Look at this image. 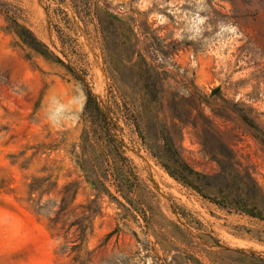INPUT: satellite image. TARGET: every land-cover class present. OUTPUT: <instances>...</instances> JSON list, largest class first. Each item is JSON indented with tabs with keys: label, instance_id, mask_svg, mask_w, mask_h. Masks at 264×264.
<instances>
[{
	"label": "rangeland",
	"instance_id": "374dc122",
	"mask_svg": "<svg viewBox=\"0 0 264 264\" xmlns=\"http://www.w3.org/2000/svg\"><path fill=\"white\" fill-rule=\"evenodd\" d=\"M86 90L135 107V209L75 163ZM0 264H264V0H0Z\"/></svg>",
	"mask_w": 264,
	"mask_h": 264
},
{
	"label": "trees",
	"instance_id": "16d2710c",
	"mask_svg": "<svg viewBox=\"0 0 264 264\" xmlns=\"http://www.w3.org/2000/svg\"><path fill=\"white\" fill-rule=\"evenodd\" d=\"M74 8L85 25L96 19L99 23L98 15L81 13L75 3ZM109 24L116 35L121 34L113 20H109ZM96 29L98 30V28ZM16 32L37 53L48 58L54 57L58 62L64 64L29 29L19 25ZM80 119L82 129L79 141L73 147L72 153L81 173L92 186L96 187L98 193L105 192L111 195L109 188L113 186L115 192L120 194L132 208H137L135 199L131 196V194H135L138 187L132 181V179H137L136 167L125 154L122 146L123 139L119 138V135L123 133L124 126L128 127L131 132H140L134 105L126 99L114 100L111 106L104 109L97 98L86 90ZM117 120H122L124 126L118 125ZM76 147H78L77 150H75ZM113 198L116 199L114 196Z\"/></svg>",
	"mask_w": 264,
	"mask_h": 264
},
{
	"label": "clouds",
	"instance_id": "9594fccd",
	"mask_svg": "<svg viewBox=\"0 0 264 264\" xmlns=\"http://www.w3.org/2000/svg\"><path fill=\"white\" fill-rule=\"evenodd\" d=\"M225 27H227V26H223V25H222V29L225 28Z\"/></svg>",
	"mask_w": 264,
	"mask_h": 264
}]
</instances>
